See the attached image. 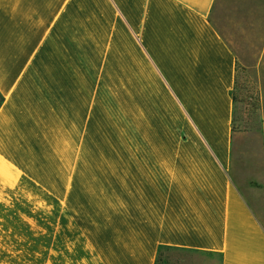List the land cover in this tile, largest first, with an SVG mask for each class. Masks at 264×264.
Returning <instances> with one entry per match:
<instances>
[{"label":"crops","instance_id":"crops-1","mask_svg":"<svg viewBox=\"0 0 264 264\" xmlns=\"http://www.w3.org/2000/svg\"><path fill=\"white\" fill-rule=\"evenodd\" d=\"M0 95V264H264V0H0Z\"/></svg>","mask_w":264,"mask_h":264},{"label":"rangeland","instance_id":"rangeland-1","mask_svg":"<svg viewBox=\"0 0 264 264\" xmlns=\"http://www.w3.org/2000/svg\"><path fill=\"white\" fill-rule=\"evenodd\" d=\"M236 100L235 115L241 119V124L255 127L259 122V99L256 95V83L251 75L240 73L234 89ZM168 264H219L218 256L193 252H168Z\"/></svg>","mask_w":264,"mask_h":264},{"label":"trees","instance_id":"trees-1","mask_svg":"<svg viewBox=\"0 0 264 264\" xmlns=\"http://www.w3.org/2000/svg\"><path fill=\"white\" fill-rule=\"evenodd\" d=\"M2 103V96L0 95V105ZM169 248L166 247V248H162L160 249L158 252H157V256H156V259H155V264H168L169 263V260L166 256V254L169 252Z\"/></svg>","mask_w":264,"mask_h":264}]
</instances>
